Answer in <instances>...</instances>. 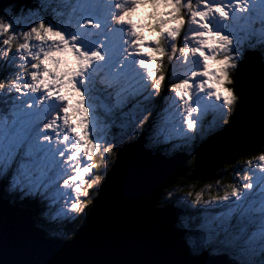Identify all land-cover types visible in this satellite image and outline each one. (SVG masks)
<instances>
[{
    "label": "snow or ice",
    "instance_id": "obj_1",
    "mask_svg": "<svg viewBox=\"0 0 264 264\" xmlns=\"http://www.w3.org/2000/svg\"><path fill=\"white\" fill-rule=\"evenodd\" d=\"M257 79L258 130L245 118ZM233 131L258 139V155L228 162L235 182L222 195L220 179L216 195L195 194L191 203L213 213L185 235L194 253L211 246L234 257L228 264H264V0L0 3V198L36 210L0 236V251L18 257L8 264H81L30 256L53 222L66 229L61 242L81 238L75 224L126 146Z\"/></svg>",
    "mask_w": 264,
    "mask_h": 264
},
{
    "label": "water",
    "instance_id": "obj_2",
    "mask_svg": "<svg viewBox=\"0 0 264 264\" xmlns=\"http://www.w3.org/2000/svg\"><path fill=\"white\" fill-rule=\"evenodd\" d=\"M30 0H13L19 4H28ZM9 0H0L8 3ZM250 113L245 118L258 130L261 119L260 85L257 79L250 101ZM214 148L207 150L208 142H202L201 150L193 158V169L189 177L199 181L211 179L207 174L215 166L214 159L229 162V157L255 152L259 143L255 137L241 138L239 131L220 132L208 138ZM141 141L126 146L116 155L114 167L108 174V180L99 193H95V202L91 200V214L87 220H81L75 229L81 233L76 240L68 242L54 236H45L30 258L41 260H71L81 264L98 261H124L134 264H156L158 261L170 264H228L231 258L217 254L207 255L188 253L186 243L181 238L184 230L172 227L179 213L178 208L166 206L155 208L156 197L163 187L174 183L187 170L181 166L178 156L167 158L161 154H148ZM209 153L211 158L204 156ZM183 159V157H180ZM201 164V166L199 165ZM31 211L25 210L16 202L11 204L0 198V236L11 237L14 230L30 220H34ZM32 224L39 231V227ZM139 239V243L136 240ZM51 241V242H48ZM18 258L14 252L0 251V264H8Z\"/></svg>",
    "mask_w": 264,
    "mask_h": 264
},
{
    "label": "rangeland",
    "instance_id": "obj_3",
    "mask_svg": "<svg viewBox=\"0 0 264 264\" xmlns=\"http://www.w3.org/2000/svg\"><path fill=\"white\" fill-rule=\"evenodd\" d=\"M15 3H18V2H15ZM19 4V3H18ZM21 4H25V3H21ZM148 10H139V12L137 13V15L136 16H134V19L135 20H137V22L138 23H145V22H147V16H148ZM145 35L148 37V39L149 40H151V39H154V36L151 34V33H148V32H145ZM207 118V117H206ZM209 120V119H208ZM159 144H160V142H158ZM143 145H144V147H148V149L150 150V152H152V151H154V144H153V142H151V141H148V142H143ZM187 145V147H188V155H189V150H190V142L188 143V144H186ZM160 146H162L161 144H160ZM153 147V148H152ZM164 147V146H163ZM195 149L196 148H194V150H193V152H195ZM160 154H162V151H160L159 152ZM168 154H171V149L170 150H168V152L166 151V155L167 156H169ZM115 157H116V154H114L113 156H112V160L113 161H115ZM246 157V159L245 160H248V159H254V157H250V158H248V156H245ZM240 159V158H239ZM238 159V160H239ZM238 160H235L236 162H238ZM223 166H225V164L223 165ZM222 166V167H223ZM222 167L220 168V171L222 172ZM193 169V166L192 165H190L189 166V170H188V172H190L191 173V170ZM231 169H232V167H231ZM232 171V170H231ZM188 172H186L185 173V175L187 176V175H189L190 173H188ZM216 173H217V171H216ZM219 173V172H218ZM222 174L221 175H219V176H217L216 178H212V181H213V183L214 184H216V180L217 179H220L221 181H222ZM188 182H190V181H193V180H187ZM195 182V181H194ZM222 183V182H221ZM174 183H172V184H170V185H168V187L166 188V187H164L162 190H161V192H160V194H159V198H158V200H157V203H156V208L157 207H164L165 205H171L172 204V200H167V202L165 203L164 202V200H165V197H166V194L168 193V191L169 190H171L172 189V186H174V187H176L175 185H173ZM194 185H196V184H194ZM194 185H192V186H194ZM202 186L201 185V183L200 184H198V186ZM209 183H207L203 188H201V189H199V190H195V189H192L193 190V192H194V198H195V194L197 193V192H203L204 193V199L205 200H207V199H209L210 198V196H212L210 193H208L207 191L209 190ZM193 188H195V186L193 187ZM176 189V188H175ZM171 190L172 191V193H173V197H175L176 195H177V189L176 190ZM179 190H181L182 192H184L181 188L179 189ZM188 191H185L184 193L186 194ZM184 193H183V195H184ZM94 195H95V193H94ZM181 195V194H180ZM2 199H5L8 203H11V204H13L14 202H15V200H12L10 197H3ZM180 199H181V197H180ZM13 202V203H12ZM87 203H88V206L90 207V203H91V199H89L88 201H87ZM173 203L174 204H176L177 203V201L176 200H174L173 201ZM51 206H54V209H53V215H55V212L57 211V208H56V205H51ZM33 212V211H32ZM33 215H34V212H33ZM198 217V216H197ZM204 217H205V219L207 220L208 218H209V214L208 213H206L205 212V215H204ZM205 219L204 218H201V223L202 222H204L205 221ZM181 220V218H177L176 219V221H175V223H173V225L174 226H176V227H184V224L186 225V230H185V232L183 233V237H182V240L183 241H185V239H186V242H187V244L185 245V247H186V250L187 251H189V253L190 254H192V251H191V245H190V243H189V240H188V236L187 235H185V233L186 232H188L189 231V229H195L198 225H200L201 223H199V224H193V225H189V223H187V220H183L182 219V221H185V222H183V224H181V225H179V222H181L180 221ZM35 223H36V221H35ZM193 223V222H192ZM80 224V221L78 222V224L75 226V229L77 228V226ZM36 225V224H35ZM37 226V225H36ZM70 226L68 225L67 226V228L68 229H71V228H69ZM188 227H189V229H188ZM52 229V230H51ZM66 229H65V227H61L60 226V224L59 223H55V224H53L52 226H50L48 229H47V233L45 232V234H50V233H55L54 231H56L57 232V235H54V236H58V237H60L61 239H62V237H61V233L63 232V231H65ZM185 242V243H186ZM209 250V251H208ZM209 254H211V253H216L217 251H224L223 249H218V248H215V247H211V246H208L207 247V250H206ZM205 251V252H206ZM211 252V253H210ZM197 254V253H196ZM195 253H194V255H196ZM206 254V253H205Z\"/></svg>",
    "mask_w": 264,
    "mask_h": 264
},
{
    "label": "trees",
    "instance_id": "obj_4",
    "mask_svg": "<svg viewBox=\"0 0 264 264\" xmlns=\"http://www.w3.org/2000/svg\"><path fill=\"white\" fill-rule=\"evenodd\" d=\"M141 10H148V13H150L151 11H152V9L149 7V8H141ZM207 120L209 119V120H212V114L210 113L208 116H207V118H206ZM170 142H172V141H170ZM195 143V141H190V145L191 144H194ZM175 146H177L176 144H174ZM164 145H162V146H160V144H157L156 146H155V149H156V151H161L162 150V153H165L166 154V151L168 152V150H170L169 148H172L173 149V145L172 144H169V148H167V147H163ZM182 148L183 149H187L188 150V147H187V145L184 143L183 145H182ZM145 149H147L148 150V147L146 146L145 147ZM165 150V151H164ZM174 150V149H173ZM193 150L194 149H191L190 150V152H193ZM255 152H258L257 151V149L255 150ZM172 153V152H171ZM167 156V155H166ZM248 158H250V156H248ZM246 159V157H243V160H245ZM192 162V160H190V162L189 161H186L185 162V164H189V163H191ZM237 163H242V161H241V158L238 160V162ZM231 167H232V165L231 164H229V165H225V166H223L222 167V169L221 170H223V171H227L228 172V175H223L222 174V172H221V174H222V183H220L222 186H227L229 183H234L235 182V180H234V178H233V175H232V169H231ZM190 181V180H189ZM176 182V186H177V188H183L182 190L185 192V191H188V192H192L193 193V195L191 196V197H189V196H187V193L185 194L184 192H182L181 191V195H176L175 197H173V199H171L172 200V206L174 207V206H177V207H183L184 209H185V212H183L184 213V215H186V220H187V223H189V225H195V224H197V222H198V220H199V218L197 217L198 216V214H196V215H194L195 214V207L194 206H192V208L191 207H189V203L191 202V200H193L194 199V192H193V190L190 188V186H191V184H190V182H194V181H190V182H188L187 181V179H185L184 177H183V179L182 178H177V180L175 181ZM195 182H197V181H195ZM198 184H200V183H198ZM198 184H196V185H194L195 186V190L197 191V190H199L200 189V187L201 186H198ZM174 185V184H173ZM194 186H191V187H194ZM168 187V186H167ZM166 187V188H167ZM176 187H174V186H172V189L171 190H174ZM176 190V189H175ZM177 193V192H176ZM183 193H184V195H183ZM180 197H181V199H180ZM174 200H176L177 201V203L176 204H174L173 203V201ZM184 200H186V202H184ZM17 202V201H16ZM180 202H182V203H180ZM19 205H21V206H24V207H28V208H30L31 210H33V212H34V219H35V217H36V210H35V208L32 206V205H30V204H28V203H21V202H17ZM194 207V208H193ZM53 209H54V206H51L50 207V209L49 210H46V211H50L51 212V214L53 213ZM193 210H195V211H193ZM53 215V214H52ZM181 215H182V213L178 216L179 218H181ZM177 217V218H178ZM182 220V219H181ZM184 220V219H183ZM36 221V225L38 226L39 225V223H40V221L39 220H35ZM79 221H81V220H78L77 222H76V224H75V226L78 224V222ZM183 222H185V221H181L180 223H179V225H181V224H183ZM193 222V223H192ZM56 222H53L52 223V225L53 224H55ZM51 225V226H52ZM61 226V225H60ZM70 227L69 228H72V226L71 225H69ZM182 228H184L185 230H186V225L184 224V227H182ZM188 229H189V227H188ZM52 230V229H51ZM55 233H50V234H47V235H57V232L56 231H54ZM47 233V232H46ZM62 240V239H61ZM224 255L225 256H228L229 254H226V252H224Z\"/></svg>",
    "mask_w": 264,
    "mask_h": 264
},
{
    "label": "bare ground",
    "instance_id": "obj_5",
    "mask_svg": "<svg viewBox=\"0 0 264 264\" xmlns=\"http://www.w3.org/2000/svg\"><path fill=\"white\" fill-rule=\"evenodd\" d=\"M222 133H224V132H222ZM210 138H212V136L210 137ZM205 142H208V145H206L207 146V150H210V149H212V148H214V145L212 144V142H211V140L210 139H205V141H204V144H205ZM258 145V144H257ZM142 146H143V148H144V150H147V149H145V147H144V145L142 144ZM257 149V147L255 148V150ZM254 150V151H255ZM148 151H150L149 149H148ZM198 153H199V149L198 148H196L195 149V152H194V157H197V155H198ZM148 154H151V152H148ZM204 156L205 157H207V158H211V156L209 155V153L207 152H205V154H204ZM245 156H248V155H244L243 157H245ZM167 158H170L171 156H166ZM239 158H241V156H232V157H229V160L230 161H235V160H238ZM229 161V162H230ZM214 164H215V166L214 167H212V168H217L218 167V169H212V170H210V172L211 173H209L208 175L210 176V174L212 175V178H216L217 176H219V175H221V172H220V168L225 164V165H229L230 163H227V162H225V161H219V157H216V159H214ZM200 166H201V164H199ZM201 171H202V173L203 174H207V169L205 168V167H203L202 169H201ZM216 171H217V173H216ZM219 172V173H218ZM184 175L182 176V177H184L185 179H187V180H193V181H197V180H199V179H197V178H192V177H189L188 175L186 176L185 175V173H183ZM190 175V174H189ZM211 178V179H212ZM170 184H172V183H170ZM170 184H168V185H170ZM168 185H166V186H168ZM165 186V187H166ZM164 188V187H163ZM162 188V189H163ZM161 189V190H162ZM160 192L161 191H159V193H158V195H157V197H156V200H155V203H154V206H155V208H156V203H157V200H158V198H159V194H160ZM18 202V201H17ZM13 203V202H12ZM15 203V202H14ZM166 206H172V205H165L164 207H166ZM173 207V206H172ZM175 208H178L179 210H181L179 207H177V206H174ZM159 208H163V207H157V209H159ZM25 210H29V211H31L32 212V210L30 209V208H24ZM181 212L182 211H179V213L177 214V216L175 217V219L173 220L174 222H172V224H171V226L172 227H175V228H179V227H176V226H174L173 225V223H175V221H176V219H177V217L181 214ZM33 213V212H32ZM34 219V218H33ZM181 230H184V232H185V229L184 228H182ZM46 235V234H45ZM182 239V238H181ZM188 253H189V251H188Z\"/></svg>",
    "mask_w": 264,
    "mask_h": 264
},
{
    "label": "flooded vegetation",
    "instance_id": "obj_6",
    "mask_svg": "<svg viewBox=\"0 0 264 264\" xmlns=\"http://www.w3.org/2000/svg\"><path fill=\"white\" fill-rule=\"evenodd\" d=\"M208 183H210V182H208Z\"/></svg>",
    "mask_w": 264,
    "mask_h": 264
}]
</instances>
